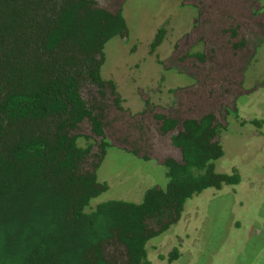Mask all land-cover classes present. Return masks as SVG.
<instances>
[{"label": "trees", "instance_id": "1", "mask_svg": "<svg viewBox=\"0 0 264 264\" xmlns=\"http://www.w3.org/2000/svg\"><path fill=\"white\" fill-rule=\"evenodd\" d=\"M126 34L122 10L95 0H0V264H150V242L187 201L241 182L236 170L216 171L224 151L214 114L158 116L181 155L161 163L164 184L137 202L90 207L108 189L96 176L113 144L105 108L120 102L101 76L104 48Z\"/></svg>", "mask_w": 264, "mask_h": 264}, {"label": "rangeland", "instance_id": "2", "mask_svg": "<svg viewBox=\"0 0 264 264\" xmlns=\"http://www.w3.org/2000/svg\"><path fill=\"white\" fill-rule=\"evenodd\" d=\"M95 1L122 10L127 34L104 48L101 76L115 84L120 102L110 97L105 108L113 144L96 176L108 189L90 207L137 202L147 188L164 184L161 163L181 155L158 116L180 122L212 113L223 126L216 171L236 170L241 182L187 201L181 219L150 242L148 259L264 264V122L251 123L264 120V0ZM161 28L162 42L152 49Z\"/></svg>", "mask_w": 264, "mask_h": 264}, {"label": "flooded vegetation", "instance_id": "3", "mask_svg": "<svg viewBox=\"0 0 264 264\" xmlns=\"http://www.w3.org/2000/svg\"><path fill=\"white\" fill-rule=\"evenodd\" d=\"M254 48H255V47H254ZM254 53H255V50H253V52H252V56H254V55H255Z\"/></svg>", "mask_w": 264, "mask_h": 264}]
</instances>
